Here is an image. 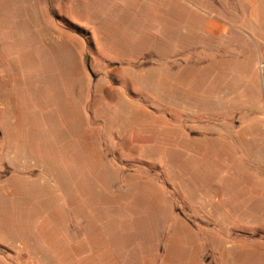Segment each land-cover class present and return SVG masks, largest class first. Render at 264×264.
Returning a JSON list of instances; mask_svg holds the SVG:
<instances>
[{"label": "rangeland", "instance_id": "obj_1", "mask_svg": "<svg viewBox=\"0 0 264 264\" xmlns=\"http://www.w3.org/2000/svg\"><path fill=\"white\" fill-rule=\"evenodd\" d=\"M179 9L190 8L180 0H0L2 100L15 102L0 123V264H161L178 257V221L197 231L203 264H221L222 239L264 241V92L254 108L223 116L203 108L199 122L160 98L153 72L183 62L168 51L180 50V35L182 48L192 38L191 16ZM128 99L143 105L135 124L125 118ZM205 134L215 137L207 151L176 152L177 136ZM181 161L189 168L174 166ZM216 163L225 168L208 166ZM200 195L242 214L207 220L186 199ZM249 202L259 218L244 210Z\"/></svg>", "mask_w": 264, "mask_h": 264}, {"label": "crops", "instance_id": "obj_2", "mask_svg": "<svg viewBox=\"0 0 264 264\" xmlns=\"http://www.w3.org/2000/svg\"><path fill=\"white\" fill-rule=\"evenodd\" d=\"M180 1L183 4H187L190 8L189 12L179 9V13L180 15L191 16L190 20H187V27L192 38L184 39L185 46L183 48L181 47L183 43L181 42L183 39L182 35H180L181 38L173 40V43L178 44V48L180 49L175 54L174 51L171 54L169 48H166L167 51L169 50L168 58L184 54L185 60L183 62L178 66L174 65L168 69H156L153 72L158 75L160 98L167 99L168 105L172 104L183 108L189 107L187 111L191 116L190 120H196V122H199L198 117H202V115L207 113L206 109L203 108H217L219 114L223 116L224 113H228V111L224 112V108H254L255 106H259L261 93L264 92V0ZM194 17L195 19H192ZM199 18L202 19L200 26L198 25ZM178 22L172 23L174 24L171 27L173 31L176 30ZM166 40L168 41L165 42ZM170 40L168 37L163 39L167 44H170ZM137 53L138 58L144 55L139 50H137ZM168 60H165L166 62L163 61L162 64H167ZM152 71L154 70H148L146 73L142 72L140 75H147ZM157 80L153 81L157 83ZM5 90L8 91V84L4 78H0V123L4 124L7 123V117L9 116L6 117L2 114L14 106L12 103L15 104L14 100H2ZM124 102L130 103V113L125 118H127V122L135 124L139 120L135 113L142 112L139 108L143 105H135V101L131 99L124 100ZM242 113H247V111H242ZM253 113L257 114L256 110ZM12 121L17 123V116ZM178 122H180V129L182 127L185 128L182 118ZM2 131L3 133L6 132L5 126L2 128ZM1 135L2 133H0V137H2ZM181 135H183V132ZM181 135L177 136L181 141L178 142V147L175 148L176 152L180 155H184L183 152H186L190 145L198 146L199 148L196 150L207 151L210 139H215L214 136L206 134L201 139L194 137L186 138ZM7 136L10 137V134ZM190 148L192 149V147ZM158 151L160 154L164 152L163 149H159ZM9 152L14 154L11 151ZM174 164V166H178L179 168L183 166L187 169L189 168L186 165L187 163L182 161ZM191 166V169L194 171L193 165ZM208 166H212L218 172L219 170H223L222 168H225L224 166H220L219 163ZM237 167H239V171L241 170L240 172H245V168L244 170L242 169L244 166ZM172 169L174 175H177L178 171H176V168L173 167ZM204 179L205 181H202L204 183L202 185L205 187L203 192L210 186V181H208L207 177ZM201 193L199 192L198 194ZM186 199L189 200L187 202L190 205L193 206L194 203H197L201 206V209L204 208L201 212V217L207 220L227 217L224 216L227 212H225L220 204L214 208L212 201L208 202L201 195L192 198L186 197ZM247 204L244 210L248 212L249 216L259 218L260 208L256 206L258 203L249 202ZM263 204L261 203L260 205ZM225 208L230 209V206L226 205ZM243 208L238 207L237 210H234L231 207L232 211H229L227 215L230 214L233 218L239 217L242 214L241 209ZM181 220L183 219L181 218ZM232 229L237 233H245L239 227H233ZM174 230L171 233V240L175 243L176 248H179L178 257L164 258L161 264H203L199 259L200 244L198 242L197 231L184 221H178L177 227ZM226 231H230V228H227ZM213 233V228L206 232V234H211L212 236ZM185 244L191 245L189 247L190 251L183 249ZM219 249L221 251V264H264V241L259 239H249L246 241L222 239ZM260 252L263 253L262 259ZM1 260L3 261V258L0 256V262L2 263Z\"/></svg>", "mask_w": 264, "mask_h": 264}]
</instances>
